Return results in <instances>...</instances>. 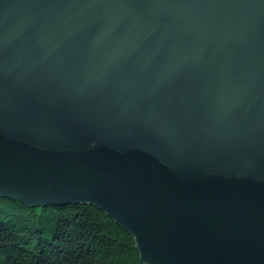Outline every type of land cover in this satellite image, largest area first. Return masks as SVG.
I'll use <instances>...</instances> for the list:
<instances>
[{
    "label": "water",
    "instance_id": "1",
    "mask_svg": "<svg viewBox=\"0 0 264 264\" xmlns=\"http://www.w3.org/2000/svg\"><path fill=\"white\" fill-rule=\"evenodd\" d=\"M0 196L264 264V0H0Z\"/></svg>",
    "mask_w": 264,
    "mask_h": 264
},
{
    "label": "trees",
    "instance_id": "2",
    "mask_svg": "<svg viewBox=\"0 0 264 264\" xmlns=\"http://www.w3.org/2000/svg\"><path fill=\"white\" fill-rule=\"evenodd\" d=\"M0 264H144L133 236L88 203L30 207L0 196Z\"/></svg>",
    "mask_w": 264,
    "mask_h": 264
}]
</instances>
